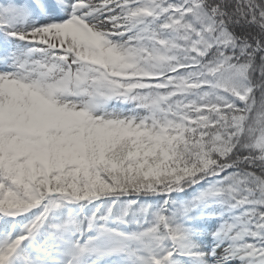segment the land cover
I'll return each mask as SVG.
<instances>
[{
	"label": "snow or ice",
	"instance_id": "6c2138e0",
	"mask_svg": "<svg viewBox=\"0 0 264 264\" xmlns=\"http://www.w3.org/2000/svg\"><path fill=\"white\" fill-rule=\"evenodd\" d=\"M0 264H264V0H0Z\"/></svg>",
	"mask_w": 264,
	"mask_h": 264
}]
</instances>
